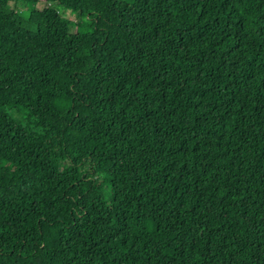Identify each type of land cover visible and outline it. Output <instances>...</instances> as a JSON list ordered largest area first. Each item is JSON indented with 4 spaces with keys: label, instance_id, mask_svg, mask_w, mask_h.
<instances>
[{
    "label": "trees",
    "instance_id": "trees-1",
    "mask_svg": "<svg viewBox=\"0 0 264 264\" xmlns=\"http://www.w3.org/2000/svg\"><path fill=\"white\" fill-rule=\"evenodd\" d=\"M38 1L0 0V264H264V0Z\"/></svg>",
    "mask_w": 264,
    "mask_h": 264
},
{
    "label": "rangeland",
    "instance_id": "rangeland-1",
    "mask_svg": "<svg viewBox=\"0 0 264 264\" xmlns=\"http://www.w3.org/2000/svg\"><path fill=\"white\" fill-rule=\"evenodd\" d=\"M44 4L45 2L43 0H39L38 3L36 4V7L41 8ZM15 6L18 11L22 9V4L20 3L16 4ZM60 14L64 17H67L70 13L67 10H62L60 11ZM68 17H70L71 19L73 18L74 19L73 21L78 20V17H73L71 14ZM102 35H103L102 32H99V31L89 33V34H83L82 43L84 45H87L92 41H100L102 39ZM101 167L105 171L110 170V167L106 162L101 163ZM138 179L140 180V177H138Z\"/></svg>",
    "mask_w": 264,
    "mask_h": 264
}]
</instances>
